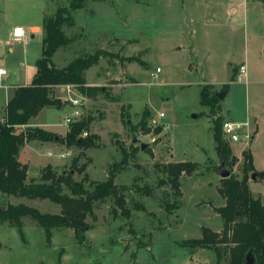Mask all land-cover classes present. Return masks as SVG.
Returning <instances> with one entry per match:
<instances>
[{"label":"rangeland","instance_id":"rangeland-1","mask_svg":"<svg viewBox=\"0 0 264 264\" xmlns=\"http://www.w3.org/2000/svg\"><path fill=\"white\" fill-rule=\"evenodd\" d=\"M70 2L0 0V33L6 23L15 21L41 24L46 15ZM228 7L236 11L229 12ZM71 16L73 24L64 29L74 41L53 56L57 67L98 49L118 55L102 56L89 69V78L96 81L99 76L104 91L96 98H82L81 103L82 116L95 117L92 132L100 135V146L82 149L60 142L69 127L66 117L73 115V107L67 103L65 108L45 107L30 120L33 126L47 123L44 129L57 131L53 134L60 140L28 141L19 159L29 163V177L37 179L48 164L61 173L72 169L75 159L79 165L90 160L86 171L92 179L104 181L109 166L122 159V146L131 150L134 138L140 147L147 142L149 146L140 148L116 177V183L129 187L126 195L132 215L114 217L110 198L97 202V219L88 217L92 228L83 243L71 228L53 229L49 242L45 229L31 217L22 218L25 239L15 226L0 222V264H228L224 246L182 244L200 238L203 226L223 228L215 209L225 202L218 191L223 169H216L221 162L213 137L215 116L200 103L201 88L210 83L211 91L218 93L222 82L231 84L227 96L220 99L218 114L223 122L249 123L257 116L260 130L255 140L260 145L255 140L249 144L246 138L229 143L233 153L241 156L233 169L238 176L243 175L242 152L249 147L256 170L263 172L264 0H85ZM43 36L41 32L31 37L27 30V42L13 43V51L9 45L0 47L7 62L4 65H17L13 82H26V68L21 65L25 56L31 64L29 75L34 71L32 65L42 55ZM129 56H139L144 65L121 59ZM241 63L247 69L243 78L239 76ZM236 64L240 66L231 81ZM67 90L60 87L55 95L65 101ZM2 101L0 119L5 109ZM145 108L151 111V131L140 126L135 131L131 127L139 124ZM128 118L131 123L126 122ZM252 125L247 129L252 131ZM158 127L162 128L159 133ZM62 153L68 155L62 157ZM181 160L196 161L199 168L182 175L181 206L169 211L165 203L176 197L170 184H159L166 175L158 164ZM72 170L74 178L82 180L84 174ZM146 185L150 192L144 190ZM250 185L253 192L264 196V176ZM9 203H25L45 213L61 212V206L49 199L0 194V205Z\"/></svg>","mask_w":264,"mask_h":264},{"label":"trees","instance_id":"trees-1","mask_svg":"<svg viewBox=\"0 0 264 264\" xmlns=\"http://www.w3.org/2000/svg\"><path fill=\"white\" fill-rule=\"evenodd\" d=\"M85 0H71L68 6L57 8L54 14L43 18V51L37 59V72L28 85L19 86L14 95L7 102L4 109V117L0 120V194L27 197L30 199H49L61 206L60 213H45L36 207L25 203H9L0 205V222H9L15 226L23 239V217H31L45 229L50 242L55 228H71L79 243L87 239V230L92 226L87 221L88 217L97 219L95 206L97 202L113 200L112 212L114 217L119 215L130 218L131 207L128 204L126 191L128 186L116 183V177L125 169L130 158L140 150V146L131 143V150L121 147L122 159L109 166L108 177L104 181L94 180L86 171L89 161L79 165L75 159L72 169L83 173L82 180H76L72 173L63 171L58 173L51 164H48L39 179L29 177L28 165L20 159V151L26 142L31 140L56 141V135L41 127L29 126L30 120L37 116L45 107L62 108L68 101H63L55 95V87L58 85H74L83 95L96 98L104 87L90 86L87 84L86 72L97 64L102 56L111 55L107 50L98 49L94 53L76 57L64 67H57L53 62V56L61 48L71 44L74 39L69 36L64 26L72 25L71 11L81 8ZM120 57V56H119ZM121 59L138 61L144 65L139 56H129ZM237 66L231 81L236 79ZM230 83L221 88V92H229ZM112 98V97H111ZM113 100L115 98H112ZM200 103L208 106L215 116L213 120V137L220 162L231 171L229 177H221L218 186L219 193L225 198L223 206L215 209L223 219V228L215 231L211 227L203 226V235L200 238H190L182 241L183 245L192 247L219 248L224 246L228 254V264H245L246 255L253 251L255 264H264V201L255 196L249 186V180L253 173L264 176V172L256 170L253 154L250 148L242 152L243 175L238 176L234 171L239 157L233 153L231 144L224 138L222 126L223 117L218 114L221 109L220 98L217 91H211L209 84L201 88ZM124 118V114L121 115ZM151 111L145 108L142 118L135 131L140 126L149 132L148 127ZM93 115L83 116L69 125V130L60 142L66 146H77L82 149L99 147L101 137L91 131ZM127 123H131L128 118ZM23 127H25L23 129ZM159 133L162 128H157ZM87 132V135H84ZM166 178L160 180L161 184H170L176 199L166 202V209L172 211L181 206L180 198L183 195L181 189V177L184 174H193L199 163L192 160L171 161L158 164ZM220 166H217L218 170ZM88 183V185H86ZM141 190L143 188H140ZM144 190L151 191L146 185ZM57 264H62L59 261Z\"/></svg>","mask_w":264,"mask_h":264},{"label":"crops","instance_id":"crops-1","mask_svg":"<svg viewBox=\"0 0 264 264\" xmlns=\"http://www.w3.org/2000/svg\"><path fill=\"white\" fill-rule=\"evenodd\" d=\"M228 10H229V12H234V10L236 11V9L235 8H233V7H228ZM42 24H43V20H42V22H41V24L39 23V24H34V23H30V24H27V23H23V22H18V21H15L14 23H6L5 24V29H4V31H2L1 33H0V47L2 46V45H9L10 47H9V49H10V51H13L14 50V47L12 46V44L13 43H25V42H27V40H28V38H27V30H30L31 31V37H35V34H40L41 32H43L44 33V31H43V27H42ZM16 27H23V29L26 31V34H25V36L23 37V38H16V37H14V35H13V31H14V28H16ZM192 45H190V47H191ZM178 48H181L182 46L181 45H179V46H177ZM196 46H194V48H195ZM193 48V49H194ZM192 49V51L191 52H193L194 50ZM40 58V57H39ZM0 67H6L7 69H8V74L6 75V80L4 79V78H2V79H0V96H1V99L0 100H2L3 99V101H2V106H4V104H3V102L5 103V106H6V104H7V102L9 101V99L14 95V93H15V90L19 87V86H24V85H28V84H30L31 83V81H32V79H33V77H34V75H35V73L37 72V65H36V61H37V59L34 61V65H32L33 66V68H34V71H32V73L29 75V73H30V71H29V69H30V67H31V64L29 63V61H27V58H26V56H25V60L21 63V65H23L25 68H26V74H27V76H26V82L24 83V84H22V83H20V82H13L14 81V79H15V77H16V69H15V67L17 66L16 64H13L12 62H9L11 65H13V66H9V67H7L8 65H4V62L5 63H7L6 61H4L5 60V58H4V54H1L0 55ZM7 59V58H6ZM230 62V61H229ZM231 63V62H230ZM240 65H245L244 63H241ZM240 65H237L236 64V66H240ZM246 66V65H245ZM22 67V66H21ZM189 68L191 69V64L189 65ZM28 72V73H27ZM89 69L87 70V72H86V78H87V84L88 85H90V86H101V83L99 82V80H98V78H99V76H97V80L95 81V80H93V79H90L89 78ZM246 76H247V74H246ZM245 76V77H246ZM226 81H224V82H222V85H224V84H226V83H228V82H226ZM206 84H210V83H206ZM60 87H65V89L66 88H68L69 90H67V92H68V97L67 98H65L64 100L65 101H67L70 97H75V96H77V95H81L82 96V98H85V99H92V98H90V97H88V96H85V95H83V94H80V92L74 87V86H67V85H58V86H56L55 87V89H54V91H55V93L57 94L58 93V89L60 88ZM65 91V90H64ZM230 91V90H229ZM228 94V93H227ZM227 96V95H226ZM57 97H60L61 98V96H59V95H57ZM68 104H66L63 108H65L66 106H67ZM80 109L82 108V106L81 107H79ZM45 109V108H44ZM43 110V109H42ZM3 118H1L0 120H2ZM241 122V121H240ZM246 122V121H245ZM249 122H250V124H253L252 125V128L251 129H253L254 130V132H253V135H252V138H251V140H250V142H249V144H252L253 143V141L259 136V130H260V126H259V123H257V116L256 117H254L253 119H250L249 120ZM47 124V123H46ZM46 124L45 125H43V123H38V124H36V126L37 127H41V128H44L45 126H46ZM29 126H33L32 125V122L30 121L29 122ZM36 126H33V127H36ZM69 126V125H68ZM92 126H93V123H92ZM92 126H91V131H92ZM69 130V127H67V129H66V132ZM53 132H57V131H53ZM59 139V138H58ZM255 141H258V140H255ZM261 143L258 141V145H260ZM232 146V145H231ZM232 148H233V146H232ZM250 148V147H249ZM251 149V148H250ZM251 152H252V150H251ZM49 153H51V152H49ZM21 154H22V151H20V156H21ZM252 154H253V152H252ZM237 155V154H236ZM19 156V157H20ZM238 157H241V156H239V155H237ZM253 159H254V154H253ZM22 161V160H21ZM182 161V160H181ZM23 163H25V164H27L28 165V168H29V171H30V165H29V163L27 162V161H22ZM263 172H264V170H262ZM259 172H260V170H259ZM30 174H31V172H29V176H30ZM255 179V178H254ZM252 178H250V180H249V186H251L250 185V183L252 182ZM253 192V191H252ZM254 193V195L255 196H259V197H261V199L264 201V196H262V195H260V194H258V193H255V192H253ZM224 198V197H223ZM224 203H222V204H220L219 206H223V205H225V203H226V200H225V198H224ZM214 230V229H213ZM221 229H217V230H215V231H220Z\"/></svg>","mask_w":264,"mask_h":264},{"label":"built area","instance_id":"built-area-1","mask_svg":"<svg viewBox=\"0 0 264 264\" xmlns=\"http://www.w3.org/2000/svg\"><path fill=\"white\" fill-rule=\"evenodd\" d=\"M26 34V31L23 29V27H16L14 28L13 35L16 38H23ZM160 68L158 69V71ZM240 73L239 76L241 78L245 77L247 74V69L245 65L240 66ZM8 74V69L6 67H0V79L4 78ZM67 86H74V85H67ZM75 87V86H74ZM76 88V87H75ZM81 94V93H80ZM68 103L73 107V115H68L66 117V122L68 125L70 123L79 120L81 117H83L82 112L79 107H81L82 103V96L77 95L75 97H70L68 100ZM164 115L163 113L161 114ZM250 126V122H235L233 120H226L223 122L222 131L224 138L227 139L229 142H235L240 141L242 138L250 139L252 138L254 130H248L247 128ZM245 130V132H241L242 130ZM251 129V128H250ZM84 135H87V132H84ZM68 153H62V157H66Z\"/></svg>","mask_w":264,"mask_h":264},{"label":"water","instance_id":"water-1","mask_svg":"<svg viewBox=\"0 0 264 264\" xmlns=\"http://www.w3.org/2000/svg\"><path fill=\"white\" fill-rule=\"evenodd\" d=\"M217 94H218V97L220 99H223V98H225L227 92L223 91V92H218ZM58 138L59 137L56 136V140H58ZM137 141H138V138H134L133 142L136 143ZM148 146H149V143L141 142L142 150H144ZM220 168L223 169L221 171V173H220L221 177L225 178V177H229L231 175V171L225 167V163L224 162H222V164L220 165ZM72 173H74V171H72ZM256 177H257V173H253L252 176H251V178H253V179L256 178ZM245 264H255V255H254L252 250L247 253V255H246V263Z\"/></svg>","mask_w":264,"mask_h":264}]
</instances>
